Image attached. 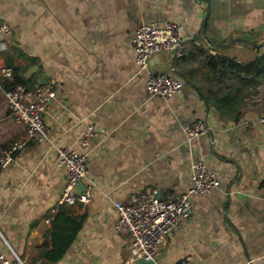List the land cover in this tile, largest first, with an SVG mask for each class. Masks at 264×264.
Returning <instances> with one entry per match:
<instances>
[{"label":"crops","instance_id":"crops-1","mask_svg":"<svg viewBox=\"0 0 264 264\" xmlns=\"http://www.w3.org/2000/svg\"><path fill=\"white\" fill-rule=\"evenodd\" d=\"M167 20L183 25L191 47L150 58L152 71L183 80L164 99L147 92L132 37L143 23ZM2 22L11 32L0 50V153L26 136L9 115L2 68L19 67L30 86L52 83L56 95L44 114L48 137L26 140L0 171V253L24 264H134L130 236L113 228L115 202L148 187L178 196L201 158L220 185L190 196L189 215L166 235L156 262L264 264V111L252 89L234 110L217 107L232 80L205 61L224 54L248 62L264 52V0H0ZM197 118L210 132L187 139L183 127ZM88 124L99 132L83 179L91 199L67 205L55 148H77ZM54 232H75L58 260L45 255Z\"/></svg>","mask_w":264,"mask_h":264},{"label":"built area","instance_id":"built-area-1","mask_svg":"<svg viewBox=\"0 0 264 264\" xmlns=\"http://www.w3.org/2000/svg\"><path fill=\"white\" fill-rule=\"evenodd\" d=\"M7 23H0V50L5 48L6 38L10 35ZM136 63L140 71H146V89L150 95L170 98L178 94L184 83L181 78L168 72H154L150 69V58L153 54L167 51L172 57H181L191 47V42L184 37V27L181 23L164 21L158 23H143L137 27L132 37ZM4 77L11 79L12 70L4 67L1 70ZM56 95L55 86L44 82L33 86L17 84L5 92V99L11 118L26 129L25 139L14 142L8 149L0 153V171L13 161L15 153L33 139L41 141L48 137L49 127L44 114L48 103ZM264 128V112L258 119ZM187 139L210 132V126L203 118H197L183 127ZM99 136L93 124L84 129L77 148L57 146L55 158L58 165L66 169V182L60 200L67 205L88 203L91 199L92 185L77 193L75 185L83 180L87 173L86 160L89 148ZM220 185L216 174L206 165L203 159H197L191 164L189 187L176 197H162L154 187H148L130 197V202L124 204L115 202L118 217L113 226L116 232L127 233L130 236L129 250L132 259L144 258L156 261L160 255L161 244L173 229L191 211L190 196L209 193ZM0 264H24L15 256L8 259L0 253ZM176 264H196L189 258H183Z\"/></svg>","mask_w":264,"mask_h":264},{"label":"trees","instance_id":"trees-1","mask_svg":"<svg viewBox=\"0 0 264 264\" xmlns=\"http://www.w3.org/2000/svg\"><path fill=\"white\" fill-rule=\"evenodd\" d=\"M205 61L212 72H218L220 76H226L230 81L232 80L227 84L226 92L214 102L217 107L224 106L228 110H234V107L242 102L239 93L244 92V94L250 95V92L247 91L252 89L255 95H259V100L254 105L264 111V52L257 54L248 62H241L235 57L224 54L207 55ZM7 67L11 68L12 77L4 80L5 90H9L17 84L30 86L20 74L19 67L13 65ZM82 219L83 217L74 220V231L80 227ZM74 235L75 232L67 236L54 232L52 248L45 255L52 260L61 258L73 241Z\"/></svg>","mask_w":264,"mask_h":264},{"label":"water","instance_id":"water-1","mask_svg":"<svg viewBox=\"0 0 264 264\" xmlns=\"http://www.w3.org/2000/svg\"><path fill=\"white\" fill-rule=\"evenodd\" d=\"M84 188H85V183L83 182V180L79 181L75 185V191L77 193L81 192ZM134 264H158V263L154 260H146L144 258H136L134 261Z\"/></svg>","mask_w":264,"mask_h":264}]
</instances>
